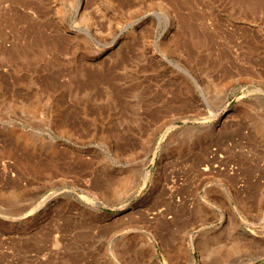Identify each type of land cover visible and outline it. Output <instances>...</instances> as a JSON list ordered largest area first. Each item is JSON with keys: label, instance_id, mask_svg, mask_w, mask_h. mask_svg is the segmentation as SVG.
Here are the masks:
<instances>
[{"label": "rangeland", "instance_id": "rangeland-1", "mask_svg": "<svg viewBox=\"0 0 264 264\" xmlns=\"http://www.w3.org/2000/svg\"><path fill=\"white\" fill-rule=\"evenodd\" d=\"M76 3L0 0V264H264V0Z\"/></svg>", "mask_w": 264, "mask_h": 264}, {"label": "bare ground", "instance_id": "bare-ground-1", "mask_svg": "<svg viewBox=\"0 0 264 264\" xmlns=\"http://www.w3.org/2000/svg\"><path fill=\"white\" fill-rule=\"evenodd\" d=\"M77 1V3H76V5H74V7H75V13H76V15L78 16V17H80L81 19H83V20H85L86 22H91V16L89 17V14H88V12H87V9L85 10L84 9V0H76ZM164 4V3H163ZM165 5V4H164ZM166 6H167V4H166ZM177 11V10H176ZM166 17H167V19H168V23H167V26H168V28L169 27H171L172 25H174L175 24V21H176V18H179V17H181V15L179 14V13H177V14H179L180 16L178 17V15H176V12L174 13V11H172V9H170V7L169 6H167L166 7ZM170 29V28H169ZM77 30V29H76ZM76 30H74L75 31V33H76ZM72 32V31H71ZM130 34L134 37V36H136L135 34H136V32L135 31H133V32H130ZM132 37V38H133ZM163 58H165V57H163ZM165 60L166 61H168V63L169 64H172V62L171 61H169L167 58H165ZM189 76H191L190 74H189ZM192 77V79H193V81L196 83V87L198 88V90H201L202 91V83H201V81H200V79H198V78H195V77H193V76H191ZM263 90V89H262ZM264 91V90H263ZM263 91H261V92H263ZM264 94V93H263ZM263 105H264V103H263ZM223 111H225V110H223ZM220 112V113H218V114H215V113H213V112H211L209 115H208V117H206L205 118V120H212V119H215V118H221V117H223V116H225V114H227V111H225V112ZM257 126V125H256ZM260 126V125H259ZM257 128V127H256ZM259 130L262 132V133H264V123H263V125H261L260 127H259ZM19 136V135H18ZM21 136V135H20ZM264 136V135H263ZM17 138V137H16ZM10 152V151H9ZM18 155V154H17ZM22 155V154H21ZM27 155V154H26ZM34 156V155H33ZM27 157V156H26ZM17 158V157H16ZM30 158H32V157H30ZM21 160V159H20ZM26 160V159H25ZM33 160V159H32ZM17 162V161H16ZM22 162V161H21ZM31 162V161H30ZM32 162H34V161H32ZM47 162V161H46ZM151 162H153V161H151ZM19 163V162H18ZM27 163V162H26ZM35 163V162H34ZM37 163V162H36ZM42 163V162H41ZM20 164V163H19ZM18 164V165H19ZM29 164V163H28ZM31 164V163H30ZM30 164H29V166H30ZM45 164V163H44ZM152 164V163H151ZM25 165V164H24ZM26 166V165H25ZM86 166V165H85ZM32 167V166H31ZM49 167H51V166H49ZM29 168V167H28ZM38 168H39V165H38ZM48 168V167H47ZM86 168V167H85ZM88 168V167H87ZM31 169V168H30ZM43 169V168H42ZM208 169V168H207ZM29 170V169H28ZM40 171V170H39ZM45 172V171H44ZM42 173H43V171H42ZM41 173V174H42ZM127 177V176H126ZM129 177V176H128ZM143 178H144V181H145V187H146V185L148 184V182L150 181V166L145 170V172H144V176H143ZM116 180V179H115ZM114 180V181H115ZM119 179H117V181H118ZM123 181L125 182V183H129V182H131V180H130V178H127V179H123ZM123 181L121 182V183H123ZM102 183V182H101ZM109 183H110V181H109ZM97 184V183H96ZM17 185V184H16ZM106 186H107V184H106ZM109 186V185H108ZM16 187V186H15ZM110 187V186H109ZM94 188V187H93ZM116 188H118V186L116 187ZM15 189V188H14ZM100 189V188H99ZM104 189V188H103ZM107 190H109L108 188H106ZM112 189H113V187H112ZM15 192H17L16 190H14ZM13 191V192H14ZM97 192V191H96ZM104 193V192H103ZM102 193V194H103ZM6 194V193H5ZM104 194H106V193H104ZM110 194V193H109ZM80 195V194H79ZM123 206H125V205H123ZM104 209H105V207H104ZM118 219V218H117ZM68 221V220H67ZM69 222V221H68ZM84 223V222H83ZM187 224V223H186ZM163 225V224H162ZM160 227H158V229H159ZM84 234V233H83ZM82 234V235H83ZM82 235H80V236H82ZM85 235V234H84ZM216 238V237H215ZM202 244H203V242H201ZM210 244V243H209ZM207 246V245H206ZM203 247H204V245H203ZM200 248V247H199ZM200 250V249H199ZM204 253V252H203ZM202 254V253H201ZM256 254V253H255ZM255 254H253L252 256H250V257H247V258H245V259H242V261H240V262H238V263H236V264H247V263H249V262H253V261H256V260H258V259H260L261 258V254H259V255H255ZM258 254V253H257ZM76 256V255H75ZM78 256H80V255H78ZM82 256V255H81ZM247 256V255H246ZM72 258H74V256L72 257ZM77 258V257H76ZM73 260L74 259H72V262H73ZM78 260H76V262H77ZM80 261V260H79ZM75 262V263H76ZM86 262V261H85ZM93 263V262H92Z\"/></svg>", "mask_w": 264, "mask_h": 264}]
</instances>
